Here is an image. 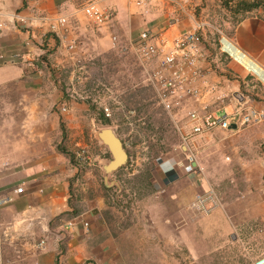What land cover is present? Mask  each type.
Listing matches in <instances>:
<instances>
[{"label": "crops", "instance_id": "obj_1", "mask_svg": "<svg viewBox=\"0 0 264 264\" xmlns=\"http://www.w3.org/2000/svg\"><path fill=\"white\" fill-rule=\"evenodd\" d=\"M86 1L92 0H0L6 21L0 32V197L10 199L0 213L4 264H178L166 256V247L180 239L181 226L168 217L170 210L173 219L181 213L176 190L166 188L155 201L141 202L142 220L118 234L106 225L100 198L75 199L77 168L63 147L73 117L59 111L69 101L55 75L71 64L78 41L98 54L124 46L136 52L140 34L148 32L168 46L202 20L197 10L204 0H150L144 7L93 0L110 15L102 27L84 17ZM61 17L70 24L49 33L48 23ZM208 25L203 42L219 62L202 64L204 77L184 85L198 93L179 102L176 117L185 134L193 111L229 115L237 105L264 110V19L245 18L221 34ZM158 63L155 58L147 68ZM211 85L217 93H206ZM231 130L226 135L236 139L233 150L246 165L243 180L264 213V122ZM97 144L112 158L98 137ZM18 187L20 194L14 192Z\"/></svg>", "mask_w": 264, "mask_h": 264}, {"label": "rangeland", "instance_id": "obj_2", "mask_svg": "<svg viewBox=\"0 0 264 264\" xmlns=\"http://www.w3.org/2000/svg\"><path fill=\"white\" fill-rule=\"evenodd\" d=\"M252 3L259 6L245 11L244 5ZM197 14L224 32L248 17L264 19V0H204ZM73 51L71 64L55 77L69 101L65 113L73 117L63 147L77 168V202L84 195L89 201L100 198L106 207L103 219L111 234H118L142 220L141 202L155 201L161 191L174 189L181 213L173 219L170 210L168 217L181 226L180 239L166 247V256L178 264H255L264 259V213L243 180L246 165L233 150L236 139L219 130L197 137L185 134L177 111L165 109L143 82L139 60L129 47L98 54L92 45L78 41ZM104 128L116 134L128 156L111 173L104 166L112 158L97 144ZM190 156L196 169L187 174L183 167ZM208 190L221 207L204 216L190 205L196 194ZM5 204L0 203V213ZM5 237L0 225V264Z\"/></svg>", "mask_w": 264, "mask_h": 264}, {"label": "built area", "instance_id": "obj_3", "mask_svg": "<svg viewBox=\"0 0 264 264\" xmlns=\"http://www.w3.org/2000/svg\"><path fill=\"white\" fill-rule=\"evenodd\" d=\"M150 0H128L136 7H144ZM81 12L84 17L91 21L96 27L106 25L110 20V15L106 14L95 1H86ZM70 24L67 17L57 18L47 25L48 32L56 35L60 28H65ZM208 23L196 21L195 25L183 32L179 38L172 41L168 46L148 32L140 34V42L136 47V56L139 60L143 72V82L154 89L159 102L167 110L177 111L180 99L183 95H196L197 91L186 89L185 84L194 83L204 77L202 64L219 62L217 53H211L203 42L202 30L208 28ZM6 28V21L2 19L0 13V32ZM213 32L221 34V31L213 27ZM74 45L68 46L73 49ZM2 57L0 56V59ZM159 58L158 66L155 69H148L147 64ZM11 61V60H10ZM9 61V62H10ZM32 67L33 63L28 62ZM218 92L217 86H208L206 93L214 94ZM223 97L219 96V99ZM59 111L66 112V106H61ZM187 118L191 123L190 137H197L213 131H232L231 126L236 128L257 125L264 122V110L253 108L246 105H237L231 114L214 116L212 114L199 115L195 111L188 113ZM188 140V137H183ZM184 171L191 174L196 169L193 162V156H190L184 165ZM15 193H22V188L18 187ZM10 201L9 198H3L0 203L5 204ZM192 210L201 215L208 216L221 207V203L213 190L205 193L196 194L191 202ZM39 249L44 247V241L39 242ZM255 264H264V259L257 261Z\"/></svg>", "mask_w": 264, "mask_h": 264}, {"label": "water", "instance_id": "obj_4", "mask_svg": "<svg viewBox=\"0 0 264 264\" xmlns=\"http://www.w3.org/2000/svg\"><path fill=\"white\" fill-rule=\"evenodd\" d=\"M236 127L232 125L231 129ZM98 138L105 145L111 156L112 160L104 166V171L106 173H111L121 168L127 161V153L123 148L121 140L116 136V134L110 128H104L98 133Z\"/></svg>", "mask_w": 264, "mask_h": 264}, {"label": "trees", "instance_id": "obj_5", "mask_svg": "<svg viewBox=\"0 0 264 264\" xmlns=\"http://www.w3.org/2000/svg\"><path fill=\"white\" fill-rule=\"evenodd\" d=\"M258 6H259V5L254 4V3H252V4H248V5H244V10H245V11H250V10H252V9L257 8ZM101 124H102L103 126H107V125H108V121H107L105 118H102ZM64 153H65L66 155L68 154V153H66V151H64Z\"/></svg>", "mask_w": 264, "mask_h": 264}]
</instances>
